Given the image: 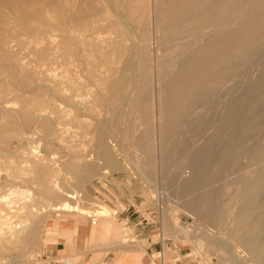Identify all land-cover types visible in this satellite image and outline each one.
<instances>
[{
  "label": "bare ground",
  "instance_id": "bare-ground-1",
  "mask_svg": "<svg viewBox=\"0 0 264 264\" xmlns=\"http://www.w3.org/2000/svg\"><path fill=\"white\" fill-rule=\"evenodd\" d=\"M126 15L130 16V22L136 24L134 27L122 22V18L129 21ZM212 16L216 18L211 20ZM2 23L10 26L9 29L3 27ZM27 31L36 34V43H43L53 49L60 45L59 55L64 61L52 57V65L57 69L59 65L75 67L77 59L74 62L72 56L80 53L76 52L79 48L88 57L99 53L100 58H103L107 55L102 50L105 46L114 43V46H118L116 48H120L119 39L123 41L124 32L129 36L124 34L127 39L132 36L134 44L124 46L122 50L126 54L134 50L132 52H136L138 58L134 53L127 54L122 82L120 80L115 89H124L128 96L129 104L122 115L136 116L144 124L140 132L135 123L127 129V132L131 130V144L141 153L140 160L149 168L148 176H144L149 178L151 173L154 176L152 169L155 166L163 179H167L166 174L171 167L168 166L171 163H168L169 159L176 153L180 154L186 159L184 162L188 173L181 178L179 186L184 194L193 193L188 203L189 210L211 227V234L207 237L218 248L224 245V250H219L226 256L222 259L235 264H249L248 260L252 263L248 252L243 255L241 248L253 245L259 249V264H264V0H0V58L10 59L11 53L6 49H11V43L13 47H19L18 37ZM55 53L57 55V51ZM89 61L87 66L90 65V71L92 67ZM98 63V68L106 66L101 60ZM136 65L141 72L132 75ZM50 66L43 71L51 72ZM63 71L61 80L66 86H56L52 91L63 99H73L77 81L70 77L69 70ZM46 76L49 81L50 77H55L57 81L56 73ZM42 77L44 80L47 78ZM20 82L27 88L28 82L24 78L21 77ZM57 83H53V86ZM129 86L132 88L127 92ZM154 86L157 88L158 105L153 112L151 93ZM228 90L235 92V97H226ZM12 91L15 92L14 89ZM68 91H72L71 96ZM125 96L122 94L123 98ZM54 100L49 101L50 106L48 103L44 105L41 100L31 102L23 113L37 121V128L50 131L55 128L51 120L53 115L61 113L60 102ZM218 101L221 102L220 109L216 106L212 108V104ZM56 125L61 126L62 123L57 122ZM186 133L193 138L187 139ZM99 146L105 165L109 168L118 167L116 156L111 152L113 150H109L103 141L99 142ZM27 152L31 154L24 156L19 163L11 161V165L6 162L8 165L5 167V161H2L0 173L3 167L5 171L14 168L24 174L23 181L27 182L33 178L29 180L25 177L28 173L26 167L34 177L32 173L36 169V172L41 171L47 167L49 160L56 159L33 150ZM242 158H245L244 162ZM179 160L181 163L182 160ZM44 171L43 174L53 175L48 168ZM19 172L16 173L21 176ZM82 174L85 180L92 176L89 170ZM171 176L169 180L173 178ZM232 177L241 182L238 183L241 186L230 197L233 199L231 205L228 203L229 207H225L227 203L222 200L226 192L221 184L233 181ZM198 185L199 191L196 190ZM21 192L23 198L29 200L26 207H32L37 198L32 187L16 190L8 187L7 193L0 194V264H24L20 262L22 254H31L39 247L40 222L32 209L24 218L21 217L23 220L18 219L17 213L13 212L17 206L16 194ZM41 194L42 201L48 199L52 206L65 204L66 198L59 191L47 189ZM228 194L231 195V192ZM167 222V225H171ZM209 227L205 225L208 230ZM10 243L15 248L23 249V253L16 249V254L10 255L14 250L9 248ZM63 261L68 263L67 260Z\"/></svg>",
  "mask_w": 264,
  "mask_h": 264
},
{
  "label": "rangeland",
  "instance_id": "rangeland-1",
  "mask_svg": "<svg viewBox=\"0 0 264 264\" xmlns=\"http://www.w3.org/2000/svg\"><path fill=\"white\" fill-rule=\"evenodd\" d=\"M129 17L130 16H127L126 18L128 19ZM212 17L211 20L216 18L215 16ZM127 21L128 20L122 18V22L127 26L134 27L136 25L132 19V22H130V18L128 21L129 23ZM12 24L13 23H11V25ZM2 26L7 29L10 27L3 23ZM30 32L31 31H27L24 35L18 37V42L20 43L19 47H13L11 43V46L9 45L11 49H6L9 54L11 53L10 59H5L4 57L0 58V81L2 82H0V89L2 90H0V97H3L1 98L2 102H0L2 103L0 104V149L3 152L0 153V163L5 161V167H7L8 164L12 165L14 162L19 163L25 158L24 156L31 154L30 152H27L29 150L37 151L49 158L51 156L56 157V159L49 160L47 167L40 169L41 171L36 172L37 169H34L35 171L32 174H34L35 178L29 174L30 170L26 167V172L28 173H26L25 177L29 180L33 178L27 182L23 181L24 174H21L17 169V171L14 168L11 169L12 171H5V167H3L4 171L2 170L0 173V194L7 193L8 187L12 190L32 187L34 196L35 198L37 197L33 202V206L27 208L26 206L29 205V200L23 198L22 192L16 194L17 206L13 211L14 214L17 213V218L23 220L22 218H24L30 212V209H32L33 215L36 216L40 222L39 233L41 234H39L37 239V241H39V247H37L31 254H22L20 262L28 263L31 260L29 264H44L52 259L50 257L51 252L57 251L58 255L53 259L58 262L68 260L67 264H74V261L77 259L83 263L86 259V255L91 254V251H88V249L78 248L77 251L80 252V254L77 255V258L74 257L72 253L68 254L61 249L62 245H64L63 243H66V246L69 243L68 247H70L72 242L76 243L77 241L78 244H76L79 245V240H83L82 243L84 245L86 244L84 241L86 233L80 236L79 229L81 227L79 224H76V219L79 217H85L87 221L90 222H88L89 224H97L105 217V215H107L117 223L121 224L122 228L132 235L130 239L140 240L133 226L136 222L135 216L137 213L134 211V208H136L138 211H143V214L150 221L149 227L153 229L151 232L154 241L159 240L162 236L163 239H167L174 243H180L182 246H190L192 247L191 255L201 257V259H204V262L208 264H212L211 262L213 260L214 264H235L224 258L222 259L225 255L222 252H219V250H224V245L221 244L220 248L215 246L211 241V238L207 237L211 234V227H209L200 216H197L189 210L188 203L192 199L193 193L187 192L184 194L179 186L181 184V178L186 177L188 173V168L185 165V158L176 153L173 158L169 159L168 163H171L168 164V166H171L172 168H168V174H166L168 180L163 179V176H161L155 166L153 167L154 169H152V172L155 173V175L153 176L151 173L153 177L151 175V178L149 177L151 180L144 176H148L149 168L146 167V164H144L142 160H140L141 153L131 144V130L129 131L130 133L127 132V129H129L130 125L133 123H135L134 125H136L139 132L144 128V124H141L136 116L125 117L122 115V111L125 109L127 110L125 106H128L129 104L128 96L124 89H122L123 91L121 89L116 91L115 89L116 85L123 78V64L127 54L134 53L132 52L134 50H132L126 54L122 49L124 46H132L135 39L132 36H130L131 40L129 38L127 39V34L124 32L126 36L123 34V41L119 39L120 45L118 44L121 49L116 48L118 46L115 45V47L114 43H111L110 46H105L102 49L107 53L103 58H100L99 53H94L95 55L93 54L88 57L81 52L82 48H79L81 51L79 49L78 51L76 50V52H80L78 53L79 55L75 52L76 55L74 54V57L72 56L74 62L77 59V65H75V67L59 65V68L57 69L55 65H52V57H54V60L58 59L59 61H64V58L62 57V59L59 55V50L61 49L60 45H57L58 48L53 49V47L44 46L43 43H36V34ZM207 37L203 38V41ZM125 38L126 41L124 40ZM32 41L35 42L30 43ZM34 44L36 47H34ZM113 46L116 48L114 49L115 51L113 50ZM53 50H55V52L57 51V55L60 57H58ZM110 51L112 53H110ZM113 53H115V55ZM134 56H137L136 52L134 53ZM86 59L88 61L91 59L92 61H89L92 67L90 68V71L92 70L91 72L89 71L90 65L88 64L89 67L87 66ZM261 59L262 58H260L259 61H261ZM93 60L94 62H97V64H95ZM100 60L106 65L99 67L102 69L98 68V66H100L98 61L100 62ZM50 64L51 72L43 71L46 70ZM63 68L69 70L70 77H73L75 82L77 81L74 84V91L76 93L73 91L75 94L73 95V99H63L58 93L55 92L54 94L53 92L56 86L57 88L66 86L61 80L64 75ZM137 68V65L136 67L134 66L132 69V75H135L136 73L140 74L141 69ZM98 70H101V72L99 73ZM42 71L43 74L41 73ZM94 72L96 73L94 74ZM49 73L50 76H53L56 73L57 81H55V77H50V81L55 79L54 82H50L49 77L46 76ZM60 73H62V75ZM42 75L47 78L44 80ZM21 77L28 82L27 88H24L21 84ZM46 79H48V81ZM81 80L83 81V84ZM56 82H58V85L53 86ZM2 84L4 85L3 87ZM63 84L65 85L63 86ZM76 84L79 85L77 86ZM6 86L9 88L5 89ZM130 87L132 88V86H129L127 92L131 90ZM11 89H14L15 92ZM16 90L22 95L19 96L20 93L18 91L16 92ZM67 93H69V96L72 95V91H68ZM87 93L90 94V96ZM121 93L126 96L123 98ZM76 94L79 97L76 96ZM157 94V88L154 86V90L151 93L153 112L157 110ZM117 96L120 98V102ZM225 96L235 97V92L228 90V94H225ZM22 97H24V99ZM37 100L38 102L41 100L44 105L48 103V106H50L49 104H51V102L49 103V101L51 100H57L56 102H60L59 110H61V113L53 115L51 120L55 128L50 131L41 129L40 127L37 128L35 126L37 125V121L29 115L27 117V113H23L25 112L24 109H26L31 102L34 103L37 102ZM54 101L52 102L56 103ZM6 102L10 106L7 105ZM22 103H24L25 106L21 105ZM83 103H87V105H84ZM217 103L212 104V108L216 106L220 109L219 106H221V102L218 101ZM132 119H134V121ZM57 122H61L62 125H56ZM185 135L187 136V139L192 137L189 133H186ZM100 141H103L109 150H113L111 152L113 156H116V161L119 163L118 167L109 168L105 165L103 162L102 151L99 146ZM52 153H54V155ZM177 155H179V159L182 160L181 163L178 162L179 159ZM11 161H13V163ZM241 161L244 162L245 158H242ZM172 163H175V165ZM144 167L148 170H145ZM47 168L53 172V175L51 174L50 176L49 174H43L42 171ZM140 168L142 170H140ZM85 170L92 172V176L86 180L85 178H82V172ZM16 172H19V175L21 176H18ZM170 174L173 175V178H170L169 180V177L171 176ZM44 176L46 178H44ZM231 179H233L234 182L229 180L221 184L223 190L226 192V195H224L225 197L222 200L227 203V205L224 204L225 207L231 205L233 199L230 197L234 196V193L241 186V184H238L241 182L235 180V177H232ZM229 182H232V184ZM201 187L202 184L200 185V188ZM47 189L50 191L61 192L66 198L65 204L62 206H52L50 203L51 201L48 199H43L42 201L41 191L43 192ZM201 189L203 190V187ZM201 189H199V185L196 188L198 191ZM229 191L231 192V195L228 194ZM37 193H40L41 195H38ZM109 200H112L114 205L112 202L109 203ZM228 203H230L229 206ZM126 215H130V217L127 218ZM14 218L15 217L12 219ZM17 218L15 220H17ZM167 218L169 220H166ZM160 219L163 228H174L172 230L164 231L160 224ZM167 221H169V224L171 225H167ZM205 225L206 227H209V230L205 228ZM113 230L116 231V233L118 232L115 226L112 225L108 233ZM9 248L11 250L14 249L13 252L9 250V252H12L10 255H15L16 251L19 249L18 247L15 248L13 244L9 245ZM256 248L258 247L253 245L246 249L241 248L243 251H246H241L242 254L244 255V253L246 254L248 252L247 254L250 255L249 258L253 260L252 263L251 260H248L249 264H259V249ZM166 249L167 244L164 243L162 255L157 251L150 254L151 259L148 264H161V260L165 262L167 258H165L163 253ZM253 250L255 251L253 252ZM18 251L22 252L23 249H19Z\"/></svg>",
  "mask_w": 264,
  "mask_h": 264
},
{
  "label": "crops",
  "instance_id": "crops-1",
  "mask_svg": "<svg viewBox=\"0 0 264 264\" xmlns=\"http://www.w3.org/2000/svg\"><path fill=\"white\" fill-rule=\"evenodd\" d=\"M109 201V203L112 202L113 204L112 200ZM134 211L137 214L135 216L136 222L133 226L140 240L130 239L132 235L123 229L121 224L107 215H105V219L103 218L98 222V226L97 224H88L85 217H79L76 219V224H79L81 227L79 229L80 236L86 233L84 240L86 244L84 245L82 243L83 240H79V245H77V241V244L72 242L70 247H68L69 243L67 246L66 243H63L64 245H62L61 249L68 254L72 253L76 258L77 255L80 254V252L77 251L78 248H86L88 251H91L90 255H86V259L83 263L76 259L74 264H148L151 259L150 254L157 251L162 255L163 244L166 243L167 249L163 254L167 260L165 262L161 260V264H208L204 262V259H201V257L191 255L192 247L190 246H182L180 243H174L167 239H163L162 236L159 240L154 241L151 232L153 229L149 227L150 221L143 214V211H138L136 208H134ZM126 216L127 218L130 217V215ZM160 224L163 228L161 219ZM112 225L117 229V233L114 230L108 233ZM173 228L174 227H170V229L163 228V230L168 231ZM57 255L58 252L53 251L50 257L53 259ZM52 259L44 264H63L62 262ZM211 263L214 264V260Z\"/></svg>",
  "mask_w": 264,
  "mask_h": 264
},
{
  "label": "built area",
  "instance_id": "built-area-1",
  "mask_svg": "<svg viewBox=\"0 0 264 264\" xmlns=\"http://www.w3.org/2000/svg\"><path fill=\"white\" fill-rule=\"evenodd\" d=\"M63 264H67V263H65L64 261L62 262Z\"/></svg>",
  "mask_w": 264,
  "mask_h": 264
}]
</instances>
